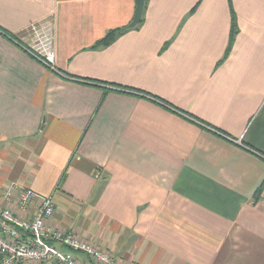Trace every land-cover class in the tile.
<instances>
[{
    "label": "crops",
    "instance_id": "1",
    "mask_svg": "<svg viewBox=\"0 0 264 264\" xmlns=\"http://www.w3.org/2000/svg\"><path fill=\"white\" fill-rule=\"evenodd\" d=\"M135 11L0 0V202L32 218L39 200L22 213L7 190L51 194L49 226L121 264H264V0H146L129 27ZM45 21L56 70L19 43Z\"/></svg>",
    "mask_w": 264,
    "mask_h": 264
},
{
    "label": "built area",
    "instance_id": "2",
    "mask_svg": "<svg viewBox=\"0 0 264 264\" xmlns=\"http://www.w3.org/2000/svg\"><path fill=\"white\" fill-rule=\"evenodd\" d=\"M25 33V43L19 42L20 45L43 65L56 70L53 23H34ZM14 189L19 191L16 206L20 212H30L35 200H39V204L33 212V217L25 218L0 202V264H21L29 261L79 264L73 251L85 253L98 264H121L108 252L81 240L74 232L51 228L47 222L55 212L51 194L41 196L31 189L13 183L5 197L10 199Z\"/></svg>",
    "mask_w": 264,
    "mask_h": 264
},
{
    "label": "trees",
    "instance_id": "3",
    "mask_svg": "<svg viewBox=\"0 0 264 264\" xmlns=\"http://www.w3.org/2000/svg\"><path fill=\"white\" fill-rule=\"evenodd\" d=\"M144 7H145V5H144ZM230 7H231V15H232L230 43H229V47L227 48V50H226V52L224 54L223 59L229 56L231 44H232V42H233L236 34L238 33L237 19H236V15H235V12H234V9H233L232 4H230ZM142 16H143V14H142ZM141 21H142V18H141ZM123 30H124V28L110 30L107 33V35L102 39V41L99 44H101V45H108V44H110L111 42H113L115 40V38L120 33L123 32Z\"/></svg>",
    "mask_w": 264,
    "mask_h": 264
},
{
    "label": "water",
    "instance_id": "4",
    "mask_svg": "<svg viewBox=\"0 0 264 264\" xmlns=\"http://www.w3.org/2000/svg\"><path fill=\"white\" fill-rule=\"evenodd\" d=\"M145 1L146 0H135V2H136V11H135V15H134L133 20L129 24V27H134V26H136L137 24L140 23L141 18H142V14H143V11H144Z\"/></svg>",
    "mask_w": 264,
    "mask_h": 264
}]
</instances>
